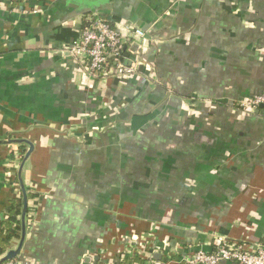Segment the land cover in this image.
<instances>
[{
  "label": "crops",
  "instance_id": "0c3cea01",
  "mask_svg": "<svg viewBox=\"0 0 264 264\" xmlns=\"http://www.w3.org/2000/svg\"><path fill=\"white\" fill-rule=\"evenodd\" d=\"M0 1V219L19 176L18 259L177 264L264 239V106L238 107L264 92V0ZM93 13L145 31L138 74L86 73L71 50ZM9 139L33 145L21 171L29 146Z\"/></svg>",
  "mask_w": 264,
  "mask_h": 264
},
{
  "label": "built area",
  "instance_id": "2783aa9c",
  "mask_svg": "<svg viewBox=\"0 0 264 264\" xmlns=\"http://www.w3.org/2000/svg\"><path fill=\"white\" fill-rule=\"evenodd\" d=\"M2 5L0 1V6ZM145 36V31L133 24L118 27L97 13H93L85 18L80 38L71 51L82 57L83 66L90 76L128 78L138 74L137 61L129 57L128 45H131V39L140 43V39L143 40ZM260 106H264V92L238 103V107L247 110H255ZM127 251L139 253L138 250L132 248L131 243H128ZM170 251L173 252V249L170 248L169 251L163 249L161 253H170ZM177 257V264H219L222 261H235L238 264H264V239L253 250H248L243 245L218 237L212 251L199 248ZM165 258L168 260L167 254ZM1 264L26 263L15 257ZM146 264L157 263L148 260Z\"/></svg>",
  "mask_w": 264,
  "mask_h": 264
},
{
  "label": "water",
  "instance_id": "95a60500",
  "mask_svg": "<svg viewBox=\"0 0 264 264\" xmlns=\"http://www.w3.org/2000/svg\"><path fill=\"white\" fill-rule=\"evenodd\" d=\"M261 107L262 106H260V108ZM6 143H8V144H11V143L22 144V143H24V144H27L29 146L28 150H26V152L22 158L23 160H22V163H21L20 168H19V171H21L23 164H24V161L27 159V157L29 156V154L33 150V145L28 140H23V139H9L6 141ZM18 180H19V188H20V192H21V198H20L21 199L20 240H19V243H18L16 248L8 250L3 256L0 257V264L4 261H8V260L15 258L19 254V252L22 248L24 239H25V235H26V212H27V203H28V193H27V189L24 187L22 180L20 179L19 176H18ZM155 257L159 258V255L155 254Z\"/></svg>",
  "mask_w": 264,
  "mask_h": 264
},
{
  "label": "trees",
  "instance_id": "16d2710c",
  "mask_svg": "<svg viewBox=\"0 0 264 264\" xmlns=\"http://www.w3.org/2000/svg\"><path fill=\"white\" fill-rule=\"evenodd\" d=\"M21 205L19 201H12L7 208V217L5 219H0V226L5 228V232H0V255L6 251L9 247V242L13 237V232L11 230V226L13 224L19 225V217H20Z\"/></svg>",
  "mask_w": 264,
  "mask_h": 264
}]
</instances>
